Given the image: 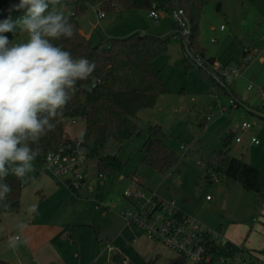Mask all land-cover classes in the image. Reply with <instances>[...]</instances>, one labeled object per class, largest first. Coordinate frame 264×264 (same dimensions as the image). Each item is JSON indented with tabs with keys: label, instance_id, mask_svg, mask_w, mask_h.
I'll list each match as a JSON object with an SVG mask.
<instances>
[{
	"label": "rangeland",
	"instance_id": "374dc122",
	"mask_svg": "<svg viewBox=\"0 0 264 264\" xmlns=\"http://www.w3.org/2000/svg\"><path fill=\"white\" fill-rule=\"evenodd\" d=\"M105 1L89 0L86 11L78 18L81 28L89 34L90 43L109 44L111 39L136 32L169 36L168 51L153 62L168 92L160 95L153 108L140 111L139 135L123 144L112 141L106 149L105 153L116 154L124 162L121 173L106 174L99 179L96 161H90L88 184L97 188L95 194L89 188L81 189L78 195L73 193L66 183L54 179L43 164L33 162L34 171L25 178L21 211L1 215L0 251L12 259V264H40L28 258L26 248L23 255L20 247L9 246L23 243L27 238L24 226L29 224L33 244L38 245L37 257L41 260V254L43 261L52 260L55 264H114L117 259L109 247L119 251L118 260L128 258L136 264H193L190 260L171 262L170 259L179 257L177 251L148 240L135 227L127 225L121 211L129 206L124 192L130 188L132 179L146 190L176 201L179 207L185 206L188 215L210 228L225 233L233 223L245 230L249 240L259 244L264 237L260 229L264 226V200L209 165L223 151L227 158L243 159L264 171V117L248 112L243 104L231 107V98L218 89L213 91L204 70L195 64L187 68L183 61L184 38L175 34L172 13L159 10L156 20L148 16V9L116 5L99 22L96 8H101ZM69 9V6L61 7L57 11L65 13ZM199 27V42L206 58L215 59L214 66L242 67L244 47L256 51L251 62L242 67V78L230 86L238 84L239 95L264 115V101L259 93V88L264 86V62L259 60L260 56L264 57V0H210L204 7ZM27 40L26 33H19L12 43ZM251 84L253 88L248 89ZM221 106L228 111L222 113ZM244 120L253 124L248 132L240 128ZM154 124L162 127L164 141L179 156L177 164L168 171L143 163L148 129ZM84 127L82 118L67 119L64 123L71 139L80 138ZM230 133L234 135L225 143ZM238 134L243 137L240 143L235 140ZM252 136L259 140L258 144L251 142ZM42 177H48L49 186L41 183ZM207 196L212 200L208 201ZM99 202L111 207L107 212L95 214ZM31 205L38 206L36 212H29ZM44 231H50L55 238L42 242L48 236L41 234ZM16 236L20 240H15ZM136 236L138 239L133 241Z\"/></svg>",
	"mask_w": 264,
	"mask_h": 264
},
{
	"label": "trees",
	"instance_id": "16d2710c",
	"mask_svg": "<svg viewBox=\"0 0 264 264\" xmlns=\"http://www.w3.org/2000/svg\"><path fill=\"white\" fill-rule=\"evenodd\" d=\"M13 0H0V6ZM210 0H106L102 8L107 12L116 5L128 9L145 8L163 10L173 13L179 11L187 21L188 32L184 36V50L186 56L183 61L187 68L197 65L205 71L213 91L234 99L237 104L245 103L234 92L230 84L210 67L215 63L214 58H206L205 49L199 42L200 20L205 5ZM87 0H63L64 7H70L65 12L69 15V23L75 25V34L72 38H61L54 41L62 45L66 51L71 52L73 58L85 57L95 62L96 68L87 80L79 81L78 91L73 99L63 110L62 117L54 120L56 127L42 136L39 146L42 151L35 159V163L43 164L46 155L57 149L62 143L69 141L65 135L63 119L82 118L85 122L83 132V146L88 158L95 160L99 173L108 176L121 173L125 164L116 154L105 153L109 144L114 141L123 144L129 138L139 135V113L143 109L153 108L160 95L168 92L162 81L159 71L154 67L157 56L168 51L170 37H161L147 33H133L124 38L109 40V44L98 43L92 45L85 34L81 32L79 16L87 8ZM61 8L55 6V10ZM52 6H50V10ZM24 14L21 11H12L11 17L16 20ZM9 13L0 14V21L7 18ZM182 28L176 23L175 34L179 35ZM14 40L11 33H5ZM192 59L194 62L189 63ZM205 60V62H199ZM195 64V65H194ZM246 106V105H245ZM258 112V108H251ZM162 127L158 124L150 125L148 140L143 147V163L159 171H168L179 160L178 154L168 146L163 139ZM230 133L225 143L233 137ZM81 138V137H80ZM33 148L37 145L33 144ZM210 167L223 172L230 181H239L243 188L256 192L264 200V171L245 162L243 159L227 158L226 152L216 154ZM0 183L11 186L12 191L5 194V199L0 201V221L3 213H17L21 210V197L25 186V179L21 180L11 173ZM8 204V208L3 206ZM99 236V232H98ZM213 260L210 263L219 264L221 256L232 258L238 251L234 244L228 248L210 246ZM254 253V251H251ZM264 253V250H260ZM119 255V254H118ZM114 256L115 258L118 257Z\"/></svg>",
	"mask_w": 264,
	"mask_h": 264
},
{
	"label": "clouds",
	"instance_id": "9594fccd",
	"mask_svg": "<svg viewBox=\"0 0 264 264\" xmlns=\"http://www.w3.org/2000/svg\"><path fill=\"white\" fill-rule=\"evenodd\" d=\"M56 5L64 7L63 0H19L0 21V181L10 173L23 180L34 171L33 162L42 151L41 137L56 127L54 120L62 117L78 91V82L87 80L96 68L95 62L73 58L54 43L72 38L76 31L69 15L56 11ZM21 10L24 14L13 20L12 11ZM5 33L13 37L26 33L28 40L13 44ZM11 191V186L0 183V201ZM37 207L31 205L29 212Z\"/></svg>",
	"mask_w": 264,
	"mask_h": 264
},
{
	"label": "built area",
	"instance_id": "2783aa9c",
	"mask_svg": "<svg viewBox=\"0 0 264 264\" xmlns=\"http://www.w3.org/2000/svg\"><path fill=\"white\" fill-rule=\"evenodd\" d=\"M88 2L89 0L86 3ZM16 3H19V0L1 5L0 14L7 13L10 5ZM106 14L102 7L96 8L98 20L104 18ZM149 15L159 20V13L155 9L151 10ZM172 16L182 28L179 35L184 36L187 34V21L181 13L175 10ZM255 52L250 47H244L242 67L251 62ZM212 67L228 84L243 76L242 67L231 68L228 65H212ZM248 88L251 89L252 84ZM260 91L264 99V88H261ZM230 103L231 106L237 105L232 98ZM221 111L225 113L228 108L221 106ZM209 119L210 116L207 117V120ZM66 121L67 119H63L60 122L64 124ZM252 127L253 124L247 120L242 121L240 124L243 132H248ZM235 140L240 143L243 137L236 136ZM251 142L258 144L259 140L252 136ZM90 161L80 138H69V141L62 143L57 149L46 155L43 166L53 177L66 183L73 193H78L88 185ZM97 175L99 179L106 176V174L99 172H97ZM215 180H218V178ZM89 191L95 194L97 189L93 186L89 187ZM124 195L129 200V206L121 211V216L127 224L135 227L149 240L161 242L177 251L180 256L185 258V261L190 260L193 264L210 263L213 260V254L210 250L211 245L228 248L229 245L234 244L239 251L232 258L221 256L218 259L219 264H264V261H260L255 253L231 241L222 230H214L191 217L181 210L176 201L166 199L154 191L146 190L134 179H132L130 188L124 192ZM207 199H211V197L208 196ZM95 209L107 212L109 207L99 202L95 205ZM108 249L110 252L113 251L112 247ZM0 264H2L1 261ZM114 264H130V260L124 258L114 262Z\"/></svg>",
	"mask_w": 264,
	"mask_h": 264
},
{
	"label": "crops",
	"instance_id": "0c3cea01",
	"mask_svg": "<svg viewBox=\"0 0 264 264\" xmlns=\"http://www.w3.org/2000/svg\"><path fill=\"white\" fill-rule=\"evenodd\" d=\"M66 8V7H65ZM148 16H150V15H148ZM153 18V17H152ZM99 22L101 21V19L100 20H98ZM81 32L83 33V34H85L86 35V37L89 39V34H87L82 28H81ZM259 60L261 61V62H264V57L263 56H260L259 57ZM244 75V74H243ZM242 78V77H241ZM238 85V84H237ZM237 85H234L233 86V84H232V89L234 90V92L235 93H237L238 94V96H240V98L242 99V100H244V103H245V105H244V107L246 108V110L248 111V112H251V110H249V109H251V108H255V107H252V104L251 103H248L245 99H244V97L243 96H241V95H239V93H238V88H237ZM252 88H253V86H252ZM251 88V89H252ZM261 88H264V86L263 87H260L259 88V93H260V98L264 101V99H263V97H262V93H261V91H260V89ZM249 89V88H248ZM231 107H233V106H231ZM251 113H253V112H251ZM85 128V127H84ZM65 135L68 137V135L66 134V132H65ZM237 136H239V134L237 135ZM241 136V135H240ZM243 141V140H242ZM39 174V173H38ZM52 176V175H51ZM53 177V176H52ZM48 177H42V184L43 185H47V186H49V182H48V179H47ZM54 179H56L55 177H54ZM121 179L123 180V179H125V177L122 175L121 176ZM56 180H58V179H56ZM50 181V180H49ZM63 182V181H62ZM64 183V182H63ZM87 188H89V184L86 186V188L84 187V189H83V191H86V189ZM97 189V188H96ZM79 194V192L77 193V195ZM208 197V196H207ZM22 199H23V192H22V197H21V208H22V206H23V204H22ZM208 201H211L212 200V198L211 199H207ZM109 205V204H108ZM109 208L111 207L110 205L108 206ZM180 208H181V210L183 211V212H185L186 214H188V213H190L189 212V210L185 207V206H180ZM21 211V210H20ZM19 211V212H20ZM19 212H17V213H19ZM98 212H103V211H100V210H96L95 209V214H98ZM16 213V214H17ZM4 214H7V213H3L2 215H4ZM18 219V218H17ZM124 219V218H123ZM2 220V219H1ZM1 222V221H0ZM128 225V224H127ZM80 226H82V225H80ZM261 230H262V233L264 234V226H263V228L261 227L260 228ZM24 230H25V232H27V238L25 239V240H23L22 242L23 243H20V244H16L17 245V247H20L21 249H20V251H21V253L24 255L25 253H23V250H24V248H26V253H28L29 255H28V258H30V257H32V260L31 261H33V262H39L40 264H55L56 262L55 261H52V260H46V261H43V255H41L40 254V256H41V260H39V253H37L38 252V245H34L33 244V236L31 235V230H30V225L28 224V225H25L24 226ZM100 231V230H99ZM98 231V232H99ZM226 233V235L231 239V241H233L234 243H236V244H238V245H240V246H242V247H244V248H247V249H249V250H251V251H254V253H255V255H256V257L260 260V261H264V253H260V249H263L264 250V237H263V239L262 240H260L259 241V244H255V242H254V239H251V240H249L248 238H250L249 236L248 237H246V232H245V230L241 227V226H238V225H236V224H231L228 228H227V231L225 232ZM42 235L43 234H48V236H45V238L44 239H42L41 241L42 242H47V241H51L52 239H54L55 237L54 236H52L51 235V233H50V231H44V232H42L41 233ZM55 234V233H54ZM139 234H141L140 232H139ZM17 237V236H16ZM146 237V236H145ZM147 238V237H146ZM138 239V236H136V237H134V239H133V241H136ZM149 240V239H148ZM152 241V240H151ZM154 242H157V241H154ZM41 243V242H40ZM256 245V246H255ZM23 247V248H22ZM115 251H117V254L115 255L114 254V252ZM113 257L114 256H117L118 254H119V251L118 250H114L113 249ZM37 255H38V257H37ZM118 257H119V255H118ZM179 257H180V255H179ZM114 259H117V260H115V261H119L118 260V258H114ZM173 259H170V261H172ZM0 261L2 262V264H12V259L11 258H9V257H7L6 255H5V252L4 251H0ZM183 262H185V261H183ZM22 263H25V261H23ZM26 263H28V261H26ZM38 264V263H37ZM130 264H136L135 262H133V261H131L130 260Z\"/></svg>",
	"mask_w": 264,
	"mask_h": 264
},
{
	"label": "water",
	"instance_id": "95a60500",
	"mask_svg": "<svg viewBox=\"0 0 264 264\" xmlns=\"http://www.w3.org/2000/svg\"><path fill=\"white\" fill-rule=\"evenodd\" d=\"M249 110H251V109H249ZM251 112H253L254 114L259 115L261 117H264L263 113H261V112H258V111H255V110H251ZM114 254L116 255L117 254V251H115ZM178 261L183 262V261H185V258L182 257V256H180V257L172 260L171 262L175 263V262H178Z\"/></svg>",
	"mask_w": 264,
	"mask_h": 264
}]
</instances>
